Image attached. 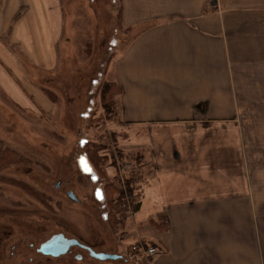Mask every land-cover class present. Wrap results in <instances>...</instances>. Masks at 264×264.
I'll return each instance as SVG.
<instances>
[{"label": "crops", "instance_id": "crops-1", "mask_svg": "<svg viewBox=\"0 0 264 264\" xmlns=\"http://www.w3.org/2000/svg\"><path fill=\"white\" fill-rule=\"evenodd\" d=\"M121 20L110 82L153 173L126 234L156 249L148 264H264V0H121Z\"/></svg>", "mask_w": 264, "mask_h": 264}, {"label": "rangeland", "instance_id": "rangeland-1", "mask_svg": "<svg viewBox=\"0 0 264 264\" xmlns=\"http://www.w3.org/2000/svg\"><path fill=\"white\" fill-rule=\"evenodd\" d=\"M56 2L61 15L48 10L47 0H12L3 13L0 140L31 162L0 171V264H133L135 239L112 232L103 182L83 151L86 142L109 147L101 156L110 158L113 175L133 174V192L150 209L149 132L133 124L109 127L97 95L98 85L111 79L110 64L129 45L121 0ZM136 147L142 151H127ZM117 150L132 157L120 160ZM33 192L60 203L48 209ZM56 234L120 259L99 261L78 247L58 258L39 254Z\"/></svg>", "mask_w": 264, "mask_h": 264}, {"label": "trees", "instance_id": "trees-1", "mask_svg": "<svg viewBox=\"0 0 264 264\" xmlns=\"http://www.w3.org/2000/svg\"><path fill=\"white\" fill-rule=\"evenodd\" d=\"M120 19L121 16L119 15V20ZM120 93L121 88L115 82L107 81L98 85L97 95L103 112L101 118L103 117L104 121H107L108 126L122 123L120 121L119 104L117 100ZM92 120L94 119H91V121ZM95 120L97 121L99 118H96ZM107 148L109 147L101 143L90 144V142H86L83 144V151L89 158L94 174L97 175L103 182L102 191L105 206L107 208V212L105 214L107 221L110 224L112 232L117 236H121L126 233L124 230V221L127 217L136 213L141 205L139 196L133 192V185L138 179L135 178L133 174L123 177L116 175L114 178L110 179L106 173V168L113 165L107 163L108 160L110 161V158L104 155L101 156V153L104 152L103 150ZM117 152L120 160L124 159L127 161L132 157L128 153L120 152V150H117ZM30 162L31 159L12 149L4 141L0 140V171L10 166H21L23 164H29ZM33 195L41 203H45L42 200L46 201L49 205L48 209H52L54 211L56 209L54 204L58 206L60 203L59 201H55L53 203V198L45 194L33 192ZM163 225H165V222L162 220H150L149 222V226L155 229H159L161 226L163 227ZM142 246L146 248L147 244L142 243ZM129 251L131 253V247H129ZM150 259L151 258L147 260L144 259L143 262L139 264H148ZM131 262L133 264H137L133 260H131Z\"/></svg>", "mask_w": 264, "mask_h": 264}, {"label": "water", "instance_id": "water-1", "mask_svg": "<svg viewBox=\"0 0 264 264\" xmlns=\"http://www.w3.org/2000/svg\"><path fill=\"white\" fill-rule=\"evenodd\" d=\"M68 197L69 199L75 201L71 193H68ZM73 247H78L86 250L90 257L99 261H107V260L115 261L120 259V257L115 255L94 252L90 248L81 245L77 240L68 239L64 237L62 234L53 235L50 239L40 244L37 252L43 256L58 258L60 256L67 254L69 250ZM78 259H80V257Z\"/></svg>", "mask_w": 264, "mask_h": 264}, {"label": "built area", "instance_id": "built-area-1", "mask_svg": "<svg viewBox=\"0 0 264 264\" xmlns=\"http://www.w3.org/2000/svg\"><path fill=\"white\" fill-rule=\"evenodd\" d=\"M156 254H157V251L152 246H147L146 248H144L141 244L134 245L131 248L130 259L135 261L137 264H139L143 262L145 258H152Z\"/></svg>", "mask_w": 264, "mask_h": 264}, {"label": "snow or ice", "instance_id": "snow-or-ice-1", "mask_svg": "<svg viewBox=\"0 0 264 264\" xmlns=\"http://www.w3.org/2000/svg\"><path fill=\"white\" fill-rule=\"evenodd\" d=\"M87 171H90V169H86ZM93 179H95V177H93Z\"/></svg>", "mask_w": 264, "mask_h": 264}]
</instances>
